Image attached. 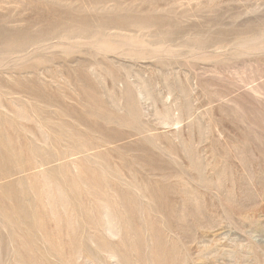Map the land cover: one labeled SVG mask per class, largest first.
Returning <instances> with one entry per match:
<instances>
[{"label": "rangeland", "instance_id": "1", "mask_svg": "<svg viewBox=\"0 0 264 264\" xmlns=\"http://www.w3.org/2000/svg\"><path fill=\"white\" fill-rule=\"evenodd\" d=\"M0 264H264V0H0Z\"/></svg>", "mask_w": 264, "mask_h": 264}, {"label": "bare ground", "instance_id": "2", "mask_svg": "<svg viewBox=\"0 0 264 264\" xmlns=\"http://www.w3.org/2000/svg\"><path fill=\"white\" fill-rule=\"evenodd\" d=\"M46 7V6H45ZM48 9V8H47ZM41 11V10H40ZM74 11V10H73ZM58 12V11H57ZM70 12V11H69ZM61 14V13H60ZM66 14V13H65ZM63 17V16H62ZM83 18V17H82ZM120 19V18H119ZM66 20V19H65ZM84 20H86V19H84ZM113 20V19H112ZM33 22V21H32ZM65 22V21H64ZM81 24V23H80ZM117 24V23H116ZM71 25V24H70ZM117 26V25H116ZM7 32V31H6ZM80 30H77L76 32H75V34H74V37L75 38H79V36L77 35V34H79L80 35V38H84V35H83V33L82 32H80ZM71 33V32H70ZM6 34L4 33V34H2V37L3 36H5ZM12 35H14L15 37L13 38V39H11V38H6L5 39V42H4V44H14V46H19V48H23L22 46H23V44H25L27 41H26V39H29V35H28V33H27V31H24V30H19V31H14L13 32V34ZM118 35V34H117ZM7 36V35H6ZM64 36H65V34H64ZM93 36V35H92ZM87 38L89 39V36L87 35ZM41 40H44V39H41ZM46 40V39H45ZM102 40V39H101ZM103 41V40H102ZM104 42V41H103ZM106 44V43H105ZM36 47H39V46H36ZM34 48V47H33ZM43 49V48H42ZM103 51V50H102ZM17 52H18V50H17ZM16 52V53H17ZM5 54V53H4ZM4 59V58H3ZM3 61V60H2ZM88 63V62H87ZM139 95H140V93H139ZM141 99V98H140ZM61 140V139H60Z\"/></svg>", "mask_w": 264, "mask_h": 264}]
</instances>
